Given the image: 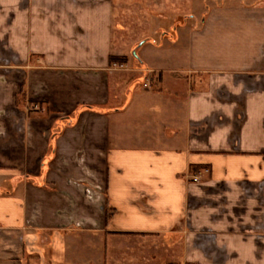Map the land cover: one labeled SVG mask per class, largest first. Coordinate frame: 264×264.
Returning a JSON list of instances; mask_svg holds the SVG:
<instances>
[{
	"label": "crops",
	"instance_id": "obj_1",
	"mask_svg": "<svg viewBox=\"0 0 264 264\" xmlns=\"http://www.w3.org/2000/svg\"><path fill=\"white\" fill-rule=\"evenodd\" d=\"M0 264H264V0H0Z\"/></svg>",
	"mask_w": 264,
	"mask_h": 264
},
{
	"label": "trees",
	"instance_id": "obj_2",
	"mask_svg": "<svg viewBox=\"0 0 264 264\" xmlns=\"http://www.w3.org/2000/svg\"><path fill=\"white\" fill-rule=\"evenodd\" d=\"M126 58H111L112 63H119V64H124L126 62ZM112 215V211L108 210L107 211V218L109 219Z\"/></svg>",
	"mask_w": 264,
	"mask_h": 264
},
{
	"label": "built area",
	"instance_id": "obj_3",
	"mask_svg": "<svg viewBox=\"0 0 264 264\" xmlns=\"http://www.w3.org/2000/svg\"><path fill=\"white\" fill-rule=\"evenodd\" d=\"M112 68L116 69V70H123V69H125V66H124V64L113 63Z\"/></svg>",
	"mask_w": 264,
	"mask_h": 264
}]
</instances>
